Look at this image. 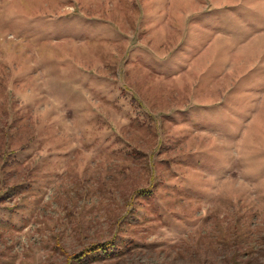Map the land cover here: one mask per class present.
Segmentation results:
<instances>
[{
  "label": "rangeland",
  "instance_id": "rangeland-1",
  "mask_svg": "<svg viewBox=\"0 0 264 264\" xmlns=\"http://www.w3.org/2000/svg\"><path fill=\"white\" fill-rule=\"evenodd\" d=\"M0 264H264V0H0Z\"/></svg>",
  "mask_w": 264,
  "mask_h": 264
},
{
  "label": "trees",
  "instance_id": "trees-1",
  "mask_svg": "<svg viewBox=\"0 0 264 264\" xmlns=\"http://www.w3.org/2000/svg\"><path fill=\"white\" fill-rule=\"evenodd\" d=\"M85 258V257H84Z\"/></svg>",
  "mask_w": 264,
  "mask_h": 264
}]
</instances>
